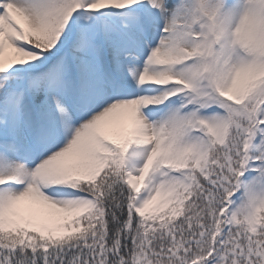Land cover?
Here are the masks:
<instances>
[{"label":"snow or ice","instance_id":"snow-or-ice-1","mask_svg":"<svg viewBox=\"0 0 264 264\" xmlns=\"http://www.w3.org/2000/svg\"><path fill=\"white\" fill-rule=\"evenodd\" d=\"M0 264H264V0H0Z\"/></svg>","mask_w":264,"mask_h":264}]
</instances>
